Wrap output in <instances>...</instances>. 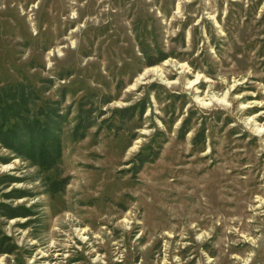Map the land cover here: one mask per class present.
I'll use <instances>...</instances> for the list:
<instances>
[{"label": "rangeland", "instance_id": "1", "mask_svg": "<svg viewBox=\"0 0 264 264\" xmlns=\"http://www.w3.org/2000/svg\"><path fill=\"white\" fill-rule=\"evenodd\" d=\"M47 114L52 167L0 141V264H264V0H0V123Z\"/></svg>", "mask_w": 264, "mask_h": 264}, {"label": "trees", "instance_id": "2", "mask_svg": "<svg viewBox=\"0 0 264 264\" xmlns=\"http://www.w3.org/2000/svg\"><path fill=\"white\" fill-rule=\"evenodd\" d=\"M163 58L164 56H162L160 59ZM137 107L138 104H134L116 111L135 113ZM142 107H140V111H142ZM22 111H24L23 107L20 106L19 109L16 107L11 109L9 108L7 113L10 116L13 114L18 115L21 121L25 118V116L21 114ZM57 114L58 113H55V115ZM55 115L47 114L45 117H50V121L48 122H41L39 118H35L30 122L23 121L21 124L17 123L6 127L3 126L4 121H1L0 141L3 142L5 147L10 148L16 154L29 159L32 164L38 165L44 169H48L56 163L61 148V140L58 134L61 117L56 116V118H52ZM84 126L86 127L87 125L81 126V122H78L76 125V130ZM64 182L65 181L63 180H52L49 182L52 187V189H49L50 192L61 189L64 185ZM7 214L8 216L10 214V217L19 215L26 216L30 214V209L24 207H17L15 209L11 208ZM6 249L8 250L9 248Z\"/></svg>", "mask_w": 264, "mask_h": 264}]
</instances>
